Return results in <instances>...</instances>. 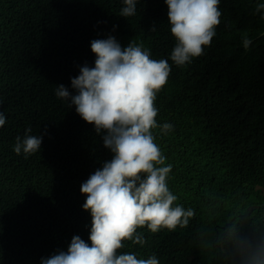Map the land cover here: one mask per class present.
<instances>
[{
	"label": "trees",
	"instance_id": "16d2710c",
	"mask_svg": "<svg viewBox=\"0 0 264 264\" xmlns=\"http://www.w3.org/2000/svg\"><path fill=\"white\" fill-rule=\"evenodd\" d=\"M264 0H221L216 35L204 54L182 67L164 0H142L133 17L122 0H0V264H41L86 242L91 215L80 188L112 158L94 125L55 95L94 67L91 41L114 36L122 47L142 43L171 67L158 93L157 123L173 125L155 142L172 165L176 204L195 215L186 228L125 242L121 254L155 255L159 264H246L245 243L264 244ZM155 25L156 32L150 29ZM115 27V30H113ZM252 43L246 51L242 38ZM46 133L41 150L25 158L16 137ZM90 243V242H89Z\"/></svg>",
	"mask_w": 264,
	"mask_h": 264
},
{
	"label": "clouds",
	"instance_id": "9594fccd",
	"mask_svg": "<svg viewBox=\"0 0 264 264\" xmlns=\"http://www.w3.org/2000/svg\"><path fill=\"white\" fill-rule=\"evenodd\" d=\"M142 0H122L119 16L136 15ZM168 7V24L175 46L170 59L178 67L204 54L216 35L222 15L221 0H164ZM264 11L258 3L256 13ZM264 19V16L261 17ZM115 30V27L114 29ZM156 32L155 25L150 29ZM242 45L247 51L252 43L244 34ZM96 59L94 67L87 64L71 79L75 94L64 85L55 86L58 99L75 107L76 113L94 125L103 147L112 158L105 161L81 185L86 196L83 210L91 215L88 241L73 236L67 251H57L41 264H159L155 255L137 258L134 253L121 254L125 242L143 246L146 241L138 229L147 227L155 234L161 230L186 228L195 215L176 204L177 196L170 191L168 176L172 165L165 166L166 157L155 142L154 129L166 135L173 125L157 123L158 93L168 82L171 67L166 59H153L142 43L131 40L122 47L109 35L91 41ZM6 117L0 112V128ZM25 130L17 136L13 151L25 158L41 150L44 134L31 135ZM246 264H264V244L245 243Z\"/></svg>",
	"mask_w": 264,
	"mask_h": 264
}]
</instances>
